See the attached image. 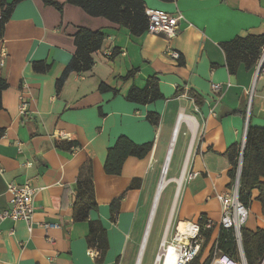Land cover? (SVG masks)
Instances as JSON below:
<instances>
[{
  "label": "crops",
  "instance_id": "0c3cea01",
  "mask_svg": "<svg viewBox=\"0 0 264 264\" xmlns=\"http://www.w3.org/2000/svg\"><path fill=\"white\" fill-rule=\"evenodd\" d=\"M56 1L63 4L61 11L42 0L18 3L0 42L7 53L0 67L7 81L0 109V212L10 206L8 183L29 182L40 189L31 231L24 221L0 220V264H121L127 253L132 257L144 239L146 210L168 157L172 174L167 183H177L176 223L205 215L216 224L212 233L218 232L216 193L233 184L226 152L242 145L249 122L264 128V71L257 74V65L247 70L242 64L230 74L222 43L264 33V0H143L146 8L183 14L172 39L147 30L135 35L127 26ZM80 27L101 31L104 42L93 54L92 68L72 73L58 93L56 82L75 53ZM170 50L180 58H172ZM36 62L50 64L49 70L36 71ZM130 71L134 75L126 78ZM153 76L161 99L127 100L132 87L144 88ZM212 83L223 87L219 101ZM101 84L110 89L100 91ZM23 91L26 115L19 113ZM149 112L159 114L157 125L147 119ZM58 132L69 138L57 140ZM121 135L137 144L151 142L152 149L144 158L129 156L121 174L110 175L104 170L108 149ZM89 169L98 204L89 217L100 220L108 235L102 262L96 248V256L89 253L88 222L72 218L78 182ZM122 194L112 219L110 203ZM258 194L252 191L248 208L260 214L259 221L246 226L251 230L264 228ZM46 223L52 226L45 228Z\"/></svg>",
  "mask_w": 264,
  "mask_h": 264
},
{
  "label": "trees",
  "instance_id": "16d2710c",
  "mask_svg": "<svg viewBox=\"0 0 264 264\" xmlns=\"http://www.w3.org/2000/svg\"><path fill=\"white\" fill-rule=\"evenodd\" d=\"M23 0H0V42L4 37L7 21L10 19L14 7ZM47 5H52L58 10H62L63 4L56 0H42ZM68 3L81 7L87 14L94 17H104L111 22L127 26L135 35H140L147 30V17L145 15V5L143 0H66ZM105 39L104 33L99 30H91L80 27L74 36L76 46L75 53L61 76L57 79V92L59 93L68 77L72 73L89 71L94 64L93 54L99 51ZM222 48L226 57V65L230 74H236L243 64L247 70L257 65L263 48L264 33L261 35H247L235 38L222 43ZM34 69L39 72H46L50 64L46 62L34 63ZM135 71H130L126 78L134 75ZM7 87V81L0 74V109L2 108V90ZM104 84L99 86L100 91L109 90ZM116 94L117 91L114 90ZM163 97L160 92L158 80L155 76L147 80L144 88L132 87L127 100L140 104H147ZM147 119L153 125L159 123L160 116L156 112H149ZM152 149V143L137 144L127 136L121 135L115 144L108 149V156L104 165V170L110 175H120L125 160L129 156L144 158ZM240 144L232 145L226 152L232 168L229 176L232 183L235 182L236 172L240 157ZM239 200L249 208L252 191L257 189L258 200L261 204L264 216V128L253 126L248 123L245 145L242 155V166L240 174ZM131 184L129 188H133ZM125 194V193H124ZM115 198L110 203V215L112 219L118 214L120 200L124 196ZM98 204L95 198V188L91 169L86 176L82 177L77 186L76 196L73 201L72 218L75 222H88L89 230L87 243L90 247L96 248L99 252L98 262H102L109 248L107 231L100 220H92L89 213L96 209ZM207 220L205 215H201L198 222L203 227ZM243 253L247 264H261L264 259V228L258 227L251 230L245 225L241 228ZM206 237L205 246L211 239V230H203ZM220 246L225 253L238 258L237 245L232 230H220ZM200 258V257H199ZM197 258L192 264H198ZM209 263V260L207 264Z\"/></svg>",
  "mask_w": 264,
  "mask_h": 264
},
{
  "label": "built area",
  "instance_id": "2783aa9c",
  "mask_svg": "<svg viewBox=\"0 0 264 264\" xmlns=\"http://www.w3.org/2000/svg\"><path fill=\"white\" fill-rule=\"evenodd\" d=\"M145 15L147 17V31L152 34H164L169 39L178 35L180 22L184 17L181 12L170 13L151 8H145ZM106 54L111 56L112 51L108 50ZM169 55L174 59L180 58V53L175 50H170ZM6 56L7 53L5 48H0V67L5 65ZM260 71H264V48L257 63V74ZM228 85L230 84L228 83ZM212 90L218 94L217 101H219L223 96L222 85L220 83H212ZM28 105L29 102L26 92L23 91L19 97L20 115H26L28 113ZM55 137L57 140H65L69 138L68 135L63 132L56 133ZM244 145L245 139L241 145L236 178L239 168L241 167ZM26 164L31 165L32 163L27 162ZM194 175L195 174H192L190 176ZM239 186L240 182H237L235 179V182L232 184L229 191L225 193H216V197L221 204V217L217 223L219 231L211 234V239L206 246V237L203 234V230L213 231L216 224L207 219L202 227L198 221L185 220L189 228L188 233L181 234L177 224L175 233L171 239H168L166 234L160 242L159 251L156 254L154 264H165V254L161 253V250L165 247H170L171 245L178 247L176 264H192L199 257L198 264H207L208 260V264H247L243 253L241 228L247 221L249 209L239 200ZM7 189L11 194L10 206L0 212V220L11 219L13 221H24L27 224L28 229L31 231L33 215L35 212V198L40 189L29 182L22 185L10 182L8 183ZM44 226L45 228H49L52 225L46 223ZM221 229L233 231L237 245L238 258L225 253L221 248ZM89 253L92 256L97 255L94 248H90ZM138 259L135 264L138 263ZM261 264H264V259Z\"/></svg>",
  "mask_w": 264,
  "mask_h": 264
},
{
  "label": "rangeland",
  "instance_id": "374dc122",
  "mask_svg": "<svg viewBox=\"0 0 264 264\" xmlns=\"http://www.w3.org/2000/svg\"><path fill=\"white\" fill-rule=\"evenodd\" d=\"M171 174L172 173L170 172V169L168 168L167 174H166V186L163 188L159 196L156 209H155V213H154V217H153V221H152V225H151V228L148 234L146 246L142 254L141 260H140L141 261L140 264H154L156 254L159 251L160 242L163 240L166 234H167V238L171 239V237L175 233V228H176L175 224H177L176 221L179 218V207L177 208V205H176L175 211H173L172 213V207H173V202L175 199L177 183L175 184L172 182L167 183ZM150 211H151V204L146 210V216L144 217L143 227H142L143 232L141 236H143V233L145 231ZM170 218H172L171 226L168 225ZM252 220L259 221L260 214L258 211H254L250 209L245 226H247L248 223H251ZM140 242H141V239H140ZM139 244L134 254L132 255V257H130L129 253H127L126 256L122 259L121 264H135L136 257L139 252Z\"/></svg>",
  "mask_w": 264,
  "mask_h": 264
},
{
  "label": "bare ground",
  "instance_id": "6f19581e",
  "mask_svg": "<svg viewBox=\"0 0 264 264\" xmlns=\"http://www.w3.org/2000/svg\"><path fill=\"white\" fill-rule=\"evenodd\" d=\"M167 170H168V161L166 162V164L164 166L163 174H162L161 181H160V187H159V190H158V193H157V198H156V201H155V204H154V207H153L150 219H149L148 227H147V230H146V235H145V238H144V242H143V245H142V248H141V252H140L137 264H140V260H141L142 254L144 252V249H145V246H146V242H147V238H148V234H149V231H150V228H151V225H152V221H153L156 205H157L159 196L161 194V191L163 190L164 186L166 185ZM178 229L181 232V234L188 233L189 228L187 226V222L185 220L182 221V222H179L178 223ZM161 253L165 254V264H176V262H177V258L176 257H177V254H178V247H176L174 245H171L170 247H165L164 249L161 250ZM161 264H163V263H161Z\"/></svg>",
  "mask_w": 264,
  "mask_h": 264
},
{
  "label": "water",
  "instance_id": "95a60500",
  "mask_svg": "<svg viewBox=\"0 0 264 264\" xmlns=\"http://www.w3.org/2000/svg\"><path fill=\"white\" fill-rule=\"evenodd\" d=\"M169 158H170V157H168V161H169ZM165 164H166V163H165ZM164 166H165V165H164ZM164 166H163V169H162V172H161L160 181H161V177H162V174H163ZM241 166H242V162H241ZM240 174H241V167L239 168V171H238V173H237V178H236L237 182H239V180H240ZM160 181H159L158 189H157V192H156V195H155L154 201H153V205H152V207H151V212H150V215H149V218H148V222H147L146 230H147L148 223H149V219H150V216H151V213H152V210H153V207H154V204H155L156 198H157V193H158V190H159V187H160ZM178 186H179V185H178ZM145 235H146V232H145ZM145 235H144V238H145ZM142 242H144V239H143ZM142 245H143V243H142L141 246H140L138 256L140 255Z\"/></svg>",
  "mask_w": 264,
  "mask_h": 264
}]
</instances>
